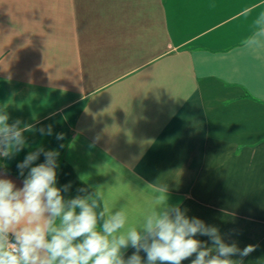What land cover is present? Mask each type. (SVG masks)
Here are the masks:
<instances>
[{"label":"crops","instance_id":"crops-1","mask_svg":"<svg viewBox=\"0 0 264 264\" xmlns=\"http://www.w3.org/2000/svg\"><path fill=\"white\" fill-rule=\"evenodd\" d=\"M262 14L264 0H0V110L33 125L0 178L22 187L17 164L55 150L62 195L101 187L128 226L167 184L170 204L264 264V50L243 43Z\"/></svg>","mask_w":264,"mask_h":264},{"label":"clouds","instance_id":"clouds-1","mask_svg":"<svg viewBox=\"0 0 264 264\" xmlns=\"http://www.w3.org/2000/svg\"><path fill=\"white\" fill-rule=\"evenodd\" d=\"M261 21L264 14L243 42L254 54L264 50V40L258 38L264 34ZM9 120L7 111L0 110V157L5 159L26 146L24 133L33 130L31 124L22 126L20 119ZM38 131L52 135L51 125ZM63 138V133L56 134L57 140ZM41 153L44 162L32 166ZM58 155L42 147L29 152L17 164L24 177L22 187L0 178V264H182L194 255L191 264H243V258L255 251L252 244L240 249L226 243L217 227L170 204L167 184L154 187L151 207L138 226H128L126 205L101 210V187L80 188L83 195L66 199L62 192L70 185L57 187ZM198 235L207 236L212 246ZM129 247L135 251L125 258ZM236 255L241 259H232Z\"/></svg>","mask_w":264,"mask_h":264}]
</instances>
